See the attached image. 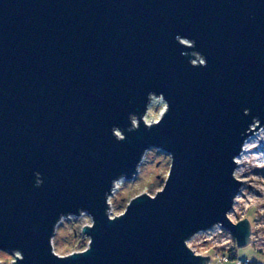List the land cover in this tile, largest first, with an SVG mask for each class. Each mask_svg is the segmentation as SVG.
Listing matches in <instances>:
<instances>
[{
  "label": "water",
  "instance_id": "95a60500",
  "mask_svg": "<svg viewBox=\"0 0 264 264\" xmlns=\"http://www.w3.org/2000/svg\"><path fill=\"white\" fill-rule=\"evenodd\" d=\"M148 92L167 115L116 142ZM253 116L264 124V0H0V249H20L18 264H200L182 240L217 221L243 246L247 222L223 214ZM152 146L174 156L164 192L108 222L109 182ZM78 208L95 218L91 248L57 260L52 225Z\"/></svg>",
  "mask_w": 264,
  "mask_h": 264
},
{
  "label": "clouds",
  "instance_id": "9594fccd",
  "mask_svg": "<svg viewBox=\"0 0 264 264\" xmlns=\"http://www.w3.org/2000/svg\"><path fill=\"white\" fill-rule=\"evenodd\" d=\"M175 40L179 46L189 50L181 54L188 57L190 67L207 66L205 57L195 50L194 40L179 35ZM169 108L162 92H148L143 112L129 113L126 129L112 126L111 136L116 142H122L126 139L125 132L137 131L141 124L145 130L150 131L161 123ZM249 114V109L243 110L244 116ZM241 135L243 139L240 149L231 158L232 169L229 174L238 187L223 216L233 227L247 222L246 243L240 246L232 233L224 229L223 221L214 222L209 228L197 230L182 240L184 249L193 258L199 259L200 264H264V124H261L259 117L253 116ZM173 164L174 156L171 152L161 151L156 146L143 149L130 178L120 173L109 182V188L103 194L107 221L111 223L124 217L137 198L155 200L158 194H162L169 182ZM33 176L34 185L41 186V173L34 171ZM148 176H152V179L145 184L144 180ZM136 185L143 187L131 199H126L122 193L132 190ZM94 227L95 218L87 209L78 208L75 213L58 214L48 237L50 255L57 260H64L74 254L87 253L93 242L88 232ZM209 247L213 249L211 256L203 251ZM4 257L8 258L10 264L24 260L22 251L15 248L10 252L0 249V264H6Z\"/></svg>",
  "mask_w": 264,
  "mask_h": 264
},
{
  "label": "rangeland",
  "instance_id": "374dc122",
  "mask_svg": "<svg viewBox=\"0 0 264 264\" xmlns=\"http://www.w3.org/2000/svg\"><path fill=\"white\" fill-rule=\"evenodd\" d=\"M161 151H164L162 150L161 148H159ZM166 152V151H164ZM155 174V173H154ZM152 179V176H148L145 178L144 180V183L147 184L151 181ZM143 187V185H136L134 186V188L128 192H124L122 193V195L126 198V199H131L133 196H135L136 194H138V192L141 190V188ZM207 250H210L211 252L210 253H213V249L211 247L207 248V249H204L203 251H207ZM5 261H6V264H10V261L8 260L7 257H4ZM242 259V258H241ZM255 263V262H254ZM215 264V263H214Z\"/></svg>",
  "mask_w": 264,
  "mask_h": 264
},
{
  "label": "built area",
  "instance_id": "2783aa9c",
  "mask_svg": "<svg viewBox=\"0 0 264 264\" xmlns=\"http://www.w3.org/2000/svg\"><path fill=\"white\" fill-rule=\"evenodd\" d=\"M224 229H226V228H224ZM227 230V229H226ZM228 231V230H227ZM230 232V231H229ZM234 237V236H233ZM205 253H207V255H209V256H211L212 255V253H210L211 251L210 250H207V251H204ZM215 263V262H214ZM255 264V263H254Z\"/></svg>",
  "mask_w": 264,
  "mask_h": 264
},
{
  "label": "trees",
  "instance_id": "16d2710c",
  "mask_svg": "<svg viewBox=\"0 0 264 264\" xmlns=\"http://www.w3.org/2000/svg\"><path fill=\"white\" fill-rule=\"evenodd\" d=\"M232 251H233V255H234L235 249H233ZM230 258H231V257H230Z\"/></svg>",
  "mask_w": 264,
  "mask_h": 264
}]
</instances>
